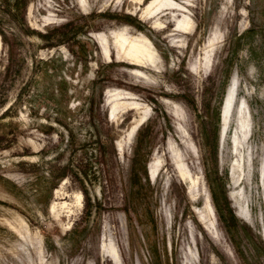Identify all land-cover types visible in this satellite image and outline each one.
<instances>
[{"label":"rangeland","instance_id":"obj_1","mask_svg":"<svg viewBox=\"0 0 264 264\" xmlns=\"http://www.w3.org/2000/svg\"><path fill=\"white\" fill-rule=\"evenodd\" d=\"M155 1L0 0V264H264V0Z\"/></svg>","mask_w":264,"mask_h":264},{"label":"bare ground","instance_id":"obj_2","mask_svg":"<svg viewBox=\"0 0 264 264\" xmlns=\"http://www.w3.org/2000/svg\"><path fill=\"white\" fill-rule=\"evenodd\" d=\"M152 1H153L152 4H155V2H157L155 0H152ZM158 2H159V0H158ZM177 6H179V5H177ZM180 7H182V6H180ZM179 27L183 28L185 31L188 30L189 27H191L190 20L188 19L187 21H185V20L181 21ZM183 29H181V30H183ZM125 35H124V33L119 34V32L118 33H111V37L114 39L113 44L118 49L119 54H122L124 57H127L129 60L132 61L133 64H141V63L146 62V61L148 62V61L154 60L155 51L151 48L152 44L150 43L149 40H147L148 38L141 40L140 37L138 39V37H133V36H127L126 37ZM93 38H95L97 40V42L102 44V49H103L104 55L106 57H108L109 59H111L112 58V48L109 44L108 36L106 34L102 35V34L97 33L93 36ZM152 47H153V45H152ZM117 93L119 94V92H117ZM131 105L133 107H136L138 105V103L132 102ZM113 113H114V111H113ZM159 164H161V163L160 162L154 163V165L151 168L150 173H151V176L153 178L156 177V174H157L159 167H160ZM181 170L183 171V169H181ZM184 174H186V172H184ZM78 198H79V200L81 199L80 196H78ZM112 255L115 259L118 260L119 254L117 253V251H115ZM112 255L110 254L111 257H112Z\"/></svg>","mask_w":264,"mask_h":264}]
</instances>
